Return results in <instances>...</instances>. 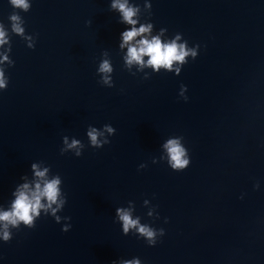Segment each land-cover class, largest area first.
Segmentation results:
<instances>
[{
    "label": "water",
    "instance_id": "95a60500",
    "mask_svg": "<svg viewBox=\"0 0 264 264\" xmlns=\"http://www.w3.org/2000/svg\"><path fill=\"white\" fill-rule=\"evenodd\" d=\"M0 264H264V0H0Z\"/></svg>",
    "mask_w": 264,
    "mask_h": 264
}]
</instances>
